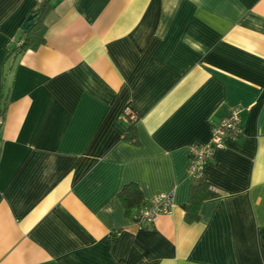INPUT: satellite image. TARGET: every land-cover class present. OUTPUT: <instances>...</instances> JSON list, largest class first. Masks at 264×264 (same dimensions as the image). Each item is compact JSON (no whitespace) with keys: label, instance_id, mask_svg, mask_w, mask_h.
Returning <instances> with one entry per match:
<instances>
[{"label":"crops","instance_id":"crops-1","mask_svg":"<svg viewBox=\"0 0 264 264\" xmlns=\"http://www.w3.org/2000/svg\"><path fill=\"white\" fill-rule=\"evenodd\" d=\"M39 1L0 0V264H264V0H49L16 54ZM236 105L187 221L189 146ZM128 184L171 212L140 227Z\"/></svg>","mask_w":264,"mask_h":264},{"label":"built area","instance_id":"built-area-1","mask_svg":"<svg viewBox=\"0 0 264 264\" xmlns=\"http://www.w3.org/2000/svg\"><path fill=\"white\" fill-rule=\"evenodd\" d=\"M242 110L239 105L231 107L225 116L212 123L211 138L208 143L194 142L189 146L187 172L192 179L203 177L205 165L211 160L215 149L225 146V139H236L242 134L240 117ZM124 112L132 119L135 117L134 111L129 107H126ZM1 121L0 112V124ZM172 207L173 192H160L152 196L131 218L140 227L153 226L157 218L162 214L170 213Z\"/></svg>","mask_w":264,"mask_h":264},{"label":"trees","instance_id":"trees-1","mask_svg":"<svg viewBox=\"0 0 264 264\" xmlns=\"http://www.w3.org/2000/svg\"><path fill=\"white\" fill-rule=\"evenodd\" d=\"M50 8L51 5L49 4V0H40L37 3L36 7L31 12V14L35 16V21L27 30H23L22 28H20V37L17 40L16 46L13 47L14 53L19 54L27 49H35L40 44L45 42L44 35L47 26L44 23V18ZM126 107H129L133 110L130 104H127L125 108ZM123 114L124 119L127 122L124 124L126 128L125 137L129 140H132L133 123L136 121L138 116L134 112L135 117L132 119L128 114L124 112V110ZM217 195L218 192L206 181L204 175L202 178L194 180V183L190 186L189 189L188 202L183 206L187 221L197 220L199 218V208L201 203L207 199L216 197ZM119 196L126 209L130 213L131 217L135 212L144 207L147 203L141 201L140 190L134 184L126 185L119 193Z\"/></svg>","mask_w":264,"mask_h":264},{"label":"water","instance_id":"water-1","mask_svg":"<svg viewBox=\"0 0 264 264\" xmlns=\"http://www.w3.org/2000/svg\"><path fill=\"white\" fill-rule=\"evenodd\" d=\"M34 17L35 16L33 14H29L21 24V28L23 30H27L34 23Z\"/></svg>","mask_w":264,"mask_h":264}]
</instances>
